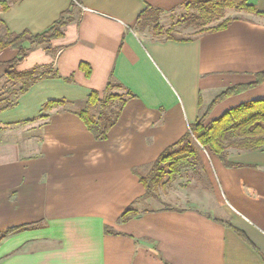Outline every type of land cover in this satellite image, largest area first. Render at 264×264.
Segmentation results:
<instances>
[{"label":"crops","instance_id":"crops-1","mask_svg":"<svg viewBox=\"0 0 264 264\" xmlns=\"http://www.w3.org/2000/svg\"><path fill=\"white\" fill-rule=\"evenodd\" d=\"M185 1L18 0L0 12L9 32L35 34L75 2L52 51L33 46L16 67H49L58 77L36 80L0 111V232L26 226L0 240V264H264V146L227 148L233 167L199 152L224 218L143 198L138 173L220 92L264 73L259 17H240L189 41L139 35L138 15L147 5L167 15ZM248 3L264 10V0ZM15 55L5 48L0 61ZM80 63L89 65L88 77ZM111 75L133 97L106 138L96 140L74 111L91 90L101 98ZM50 100L75 108H45ZM254 100H264V80L217 103L206 122ZM129 206L137 215L118 221Z\"/></svg>","mask_w":264,"mask_h":264},{"label":"trees","instance_id":"trees-1","mask_svg":"<svg viewBox=\"0 0 264 264\" xmlns=\"http://www.w3.org/2000/svg\"><path fill=\"white\" fill-rule=\"evenodd\" d=\"M18 0H1L0 12L6 11L9 6ZM75 2H71L70 7L63 11L57 20H55L47 29L39 33H30L24 30L20 33L9 32L0 19V51L5 48H12L16 51L14 58L7 61H0V79L13 84H19L17 95L25 93L30 85L41 78L58 77L56 71L49 67H34L28 71L18 72L16 67L27 57L33 46H44L49 52L52 51L50 42L52 39L61 37L63 28L71 21L72 9ZM183 7L191 11L182 21L195 28L193 37H176L171 35L168 30L162 32L160 26L155 24L153 30L156 34H165L164 39L175 41H189L198 35L206 32H216L223 30L228 25L239 19V16H229V12H244L264 16V11H258L256 7L248 3V0H186ZM161 11L147 5L138 15L137 25L142 19L153 15L158 17ZM79 69L88 77L90 67L86 63H80ZM264 80V73L256 75V80L251 84L235 85L220 92L206 107L204 113L194 122L188 124L186 133L174 144L167 147L158 158L151 164L146 175L138 173L139 181L143 184L145 194L143 198H157L156 191L158 187L163 186L165 179L173 178L182 167L197 166L203 168L202 160L198 149L203 148L211 155L216 156L224 166L233 167L235 164L227 159V148H236L240 150H257L264 146V100H254L241 103L220 116L206 122V119L212 108L228 96L238 94L245 89L258 85ZM122 89L123 93H114L112 90ZM108 92V94H106ZM106 94V95H105ZM105 95V96H104ZM104 97H99V92L91 90L87 96L86 104L83 109L74 111L83 121L87 130L96 140H104L109 129L115 124L126 101L133 97L129 91L114 78L110 76L106 87ZM2 100H0L1 103ZM65 100H50L46 102V107L56 105L64 106ZM114 103L118 107L110 110L108 113L98 111L93 114L92 111L97 106L107 108ZM12 102L0 106V111L11 107ZM200 107V101H199ZM137 210L133 206L124 209L120 214L118 221L125 222L137 215ZM234 231L243 239L247 240L243 232L234 228L229 222L216 220ZM26 226L8 228L0 232V240L13 232H16ZM109 227H105V232L109 233Z\"/></svg>","mask_w":264,"mask_h":264},{"label":"rangeland","instance_id":"rangeland-1","mask_svg":"<svg viewBox=\"0 0 264 264\" xmlns=\"http://www.w3.org/2000/svg\"><path fill=\"white\" fill-rule=\"evenodd\" d=\"M190 12L191 11L187 10L185 7H182L177 12H173L167 15L160 14L158 15V17H155L153 14L149 16V18L142 19L141 22L137 25L136 30L141 36L152 39H163L165 37V34H156L155 30H153L154 25L158 24L162 32L168 30L171 35H174L176 37H193L195 36V28L186 25L182 21L190 14ZM228 15L249 19L255 17L264 19V16L244 12H229ZM18 88L19 84L10 83L6 80L5 77H1L0 100L2 101L0 103V106L13 102L17 96ZM115 91L121 92V90ZM106 94H108V92ZM64 107L69 108L70 106L69 104H66ZM117 107L118 103H114L112 106L107 107L106 109L99 105L94 108L92 113L95 114L98 113V111H104L108 113L110 110H114ZM203 150L204 149L199 148L198 152H202V154L206 156V154L208 153L205 154ZM199 155L201 157V153ZM201 160L203 168H201L199 165L194 167L191 165L182 167L173 178L169 180L165 179L163 186L158 187L156 191L157 198H154L155 201H158V206L192 207L207 214L213 212V214L217 217H225L224 214H222V212L224 211V207L223 205L219 204V200L217 199L213 190L214 186L211 182V174H209V172L207 171V159L206 161H204L203 158H201ZM148 170L149 168L143 169L140 171V173L146 175Z\"/></svg>","mask_w":264,"mask_h":264}]
</instances>
